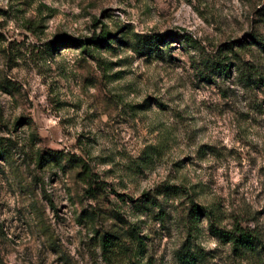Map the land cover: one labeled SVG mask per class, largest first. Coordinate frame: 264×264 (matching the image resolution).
I'll return each instance as SVG.
<instances>
[{"label": "rangeland", "instance_id": "374dc122", "mask_svg": "<svg viewBox=\"0 0 264 264\" xmlns=\"http://www.w3.org/2000/svg\"><path fill=\"white\" fill-rule=\"evenodd\" d=\"M262 13L264 0H0V264H264ZM219 59L225 75L205 66ZM189 200L257 246L192 224Z\"/></svg>", "mask_w": 264, "mask_h": 264}, {"label": "trees", "instance_id": "16d2710c", "mask_svg": "<svg viewBox=\"0 0 264 264\" xmlns=\"http://www.w3.org/2000/svg\"><path fill=\"white\" fill-rule=\"evenodd\" d=\"M264 18V13H262ZM102 35L97 40H103L107 37ZM96 40V39H95ZM253 43L262 51L264 54V35L255 34L252 37ZM144 42L141 46V48H145L147 50V53L151 52L153 49L158 50V47L155 45L158 44L157 42V36H150L144 38ZM98 41H94V44H97ZM229 47L226 48V50ZM205 66L210 70V72H215L218 74H224L227 71V65L226 63L222 62V60H216L207 62ZM43 156H38V162L40 164ZM91 181V182H90ZM92 185L95 187L92 188ZM103 184L99 183L97 180H92L91 176L89 177V185L87 187V191H94L95 189L103 190ZM180 187H177L175 185H166L164 187V192L169 194H178L180 192ZM144 201L143 204L146 205L148 203H152V199L150 196H148L146 193H143ZM190 208H189V217L192 224H195L197 219L200 216H203L207 218L208 220V229L212 236L216 237L222 242H227L230 244L232 249L234 251H238L239 253H242L244 251H251L254 250V248L257 246V236L249 231L248 229L242 228L239 225H234V227L230 230H224L220 227H218L213 221H212V211L209 207L200 206L193 202V200H189ZM195 226V225H194ZM99 245L101 246V249L103 253L111 252L110 248L112 245L111 239L103 234L99 237Z\"/></svg>", "mask_w": 264, "mask_h": 264}]
</instances>
